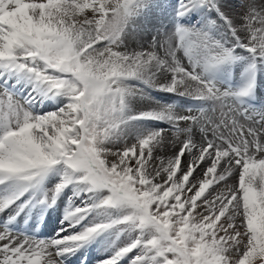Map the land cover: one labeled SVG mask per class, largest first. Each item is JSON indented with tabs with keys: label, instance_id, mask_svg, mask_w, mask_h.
<instances>
[{
	"label": "snow or ice",
	"instance_id": "6c2138e0",
	"mask_svg": "<svg viewBox=\"0 0 264 264\" xmlns=\"http://www.w3.org/2000/svg\"><path fill=\"white\" fill-rule=\"evenodd\" d=\"M94 247L264 264V0H0V264Z\"/></svg>",
	"mask_w": 264,
	"mask_h": 264
},
{
	"label": "bare ground",
	"instance_id": "6f19581e",
	"mask_svg": "<svg viewBox=\"0 0 264 264\" xmlns=\"http://www.w3.org/2000/svg\"><path fill=\"white\" fill-rule=\"evenodd\" d=\"M173 1L175 3L176 0H173ZM168 4L170 5V3H168ZM172 151H174V149L169 147L168 149L165 150L164 154L171 155ZM61 211L62 210H57L49 216L48 222L51 224V227L53 225V228H51V229H53V231L57 227H59V217H60ZM56 223H57V227H56ZM49 232H50V230H49ZM89 251H90V253H89V257L87 258V264L96 263L93 261H97V259H100L101 257H103L105 255L104 252L100 248L94 247L90 250H87L86 252L88 253ZM70 262H80V264H81V261H79L78 256L73 257Z\"/></svg>",
	"mask_w": 264,
	"mask_h": 264
},
{
	"label": "rangeland",
	"instance_id": "374dc122",
	"mask_svg": "<svg viewBox=\"0 0 264 264\" xmlns=\"http://www.w3.org/2000/svg\"><path fill=\"white\" fill-rule=\"evenodd\" d=\"M173 1V0H172ZM166 2H168V0H166ZM169 3V2H168ZM56 227H57V223H56Z\"/></svg>",
	"mask_w": 264,
	"mask_h": 264
}]
</instances>
